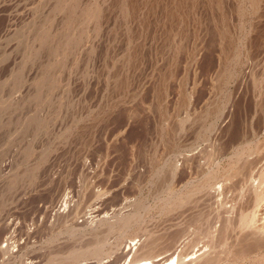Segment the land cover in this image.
Masks as SVG:
<instances>
[{"label": "rangeland", "instance_id": "obj_1", "mask_svg": "<svg viewBox=\"0 0 264 264\" xmlns=\"http://www.w3.org/2000/svg\"><path fill=\"white\" fill-rule=\"evenodd\" d=\"M254 187L264 0H0V264H264Z\"/></svg>", "mask_w": 264, "mask_h": 264}, {"label": "bare ground", "instance_id": "obj_2", "mask_svg": "<svg viewBox=\"0 0 264 264\" xmlns=\"http://www.w3.org/2000/svg\"><path fill=\"white\" fill-rule=\"evenodd\" d=\"M180 2H181V0H179V3ZM177 168H178L177 164L174 166L172 165V168L169 171L170 172V176H169L170 183L166 185V189H171V187H172L171 181H172V178L175 177V173H176ZM206 182H207V180H206ZM211 183L212 182L202 183L201 185H202V187H206V185L208 184L207 186L211 185L210 187H213L214 185ZM254 190H255L254 202L258 203L264 197V188L258 189L257 187H254L253 191ZM65 205H66L65 202L64 203L60 202L59 205L55 208V213L59 214L61 211H63V209L65 208ZM129 219L130 218L125 219V222ZM250 220H252V218ZM260 232H262V231L260 230ZM246 239H247V236L241 237L240 239H237L238 240L237 246H240V248L238 249L239 252L245 251L250 246L257 245L256 241L252 240V241L246 242ZM5 240H6V237H5ZM138 240H139V238H135V236L130 238L129 245H127V247H126L127 251L125 253H124V251H122L121 253L123 255H125L126 253L127 254L130 253L131 247H133V249L136 248L138 253H135V250H133L131 260L127 261L126 263L123 262L122 264H207L212 258V257L210 258V254L208 252H203L200 255H198L199 253L195 254V255H191V254L189 255L188 253H186V254H184L185 259H183V257H182L183 254L181 252V248L178 249L175 242L174 243L172 242L173 244L168 243V245H159L158 240L154 239V238H147L145 240L142 239L141 241L137 242ZM6 249L7 248L5 246L0 245V253H2V252L5 253ZM164 251L168 252V255L165 258H163L160 261L157 259H154V257L157 254L164 252ZM83 252L84 253L89 252L88 254L95 255L99 258L101 256L102 250H100V249L98 250V248L97 249H95V248L94 249H88V250H86V249H84V250L74 249L72 251V253L74 254V256H73L74 258L71 257L72 259H71L70 264H74L75 261H77L76 259L79 256V254H81ZM72 253H71V255H73ZM25 264H31V263L26 262ZM96 264H107V262L101 261L99 258V262H97Z\"/></svg>", "mask_w": 264, "mask_h": 264}]
</instances>
